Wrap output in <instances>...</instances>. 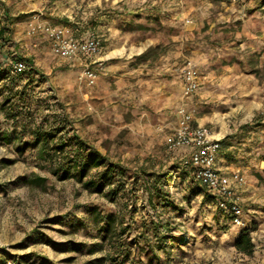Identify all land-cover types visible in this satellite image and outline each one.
<instances>
[{"label":"rangeland","instance_id":"rangeland-1","mask_svg":"<svg viewBox=\"0 0 264 264\" xmlns=\"http://www.w3.org/2000/svg\"><path fill=\"white\" fill-rule=\"evenodd\" d=\"M0 23V48L30 65L0 70V264H264V0H0ZM47 27L98 38L93 78ZM183 112L225 130L243 225L170 147ZM76 151L104 165L54 175ZM110 164L112 186L86 189ZM246 232L251 255L236 249Z\"/></svg>","mask_w":264,"mask_h":264},{"label":"built area","instance_id":"built-area-1","mask_svg":"<svg viewBox=\"0 0 264 264\" xmlns=\"http://www.w3.org/2000/svg\"><path fill=\"white\" fill-rule=\"evenodd\" d=\"M47 34L53 41L56 54L69 60H78L83 63L85 74L93 78L91 60L102 49L98 38L73 39L67 36L63 29L47 27ZM7 51L0 48V70H10L15 75H22L29 71V63L24 60L13 59ZM191 90L193 89L190 88ZM221 141L215 139L211 130L204 126L194 125L191 115L181 113L178 127L170 139V147L184 152L185 164L193 170L194 177L204 186L215 199L218 208L230 215L232 223L236 226L243 225L246 211L240 203L236 182H242L239 175L230 177L218 168V158Z\"/></svg>","mask_w":264,"mask_h":264},{"label":"trees","instance_id":"trees-1","mask_svg":"<svg viewBox=\"0 0 264 264\" xmlns=\"http://www.w3.org/2000/svg\"><path fill=\"white\" fill-rule=\"evenodd\" d=\"M6 29L0 23V38L4 37ZM3 73H10V70H1ZM27 73V72H26ZM55 134L53 132H48L43 129H38L35 133L36 144L39 145V156L43 159L46 157H52V152L49 146V141L54 140ZM64 145L56 147V151H63ZM103 162L98 154L91 157H85L74 152L73 157L69 158L68 162L54 164L50 166L52 173L62 179H68L71 177L78 178L79 181H84L89 177L90 172L94 169H98L103 166ZM191 173L193 174V170ZM116 167L113 164L107 165L103 172L99 174V177H90L85 182L86 189H89L95 193H102L106 186H112L114 183V173ZM194 176V174H193ZM40 180V178L38 179ZM42 181V180H40ZM204 187V186H203ZM205 191L209 194L208 190L204 187ZM210 195V194H209ZM211 196V195H210ZM212 197V196H211ZM213 198V197H212ZM214 199V198H213ZM215 200V199H214ZM236 249L238 252L245 255H251L254 251V244L252 242L250 234L243 233L239 240L236 242Z\"/></svg>","mask_w":264,"mask_h":264},{"label":"crops","instance_id":"crops-1","mask_svg":"<svg viewBox=\"0 0 264 264\" xmlns=\"http://www.w3.org/2000/svg\"><path fill=\"white\" fill-rule=\"evenodd\" d=\"M178 1V0H177ZM11 60H13L14 58H10ZM73 67H81V68H83V63L82 62H80V61H74L73 62ZM220 124H221V126H223V124H222V122H220ZM194 125H199V126H204V127H207V128H209L210 130H211V132H212V134H213V136H214V138L215 139H218V140H222L223 138H225V130L221 127V130L220 131H218L216 128L214 129V128H212V127H209V126H205V125H200L195 119H194ZM220 161V156H219V158H218V162ZM219 169H220V171L222 172L223 171V169L220 167V162H219ZM223 173L224 174H227V175H229V173L228 172H224L223 171ZM239 190H238V188H237V192H238Z\"/></svg>","mask_w":264,"mask_h":264}]
</instances>
